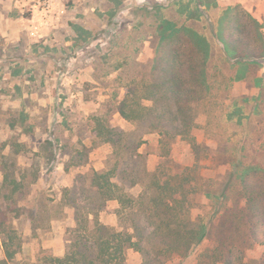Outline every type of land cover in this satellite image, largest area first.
I'll return each instance as SVG.
<instances>
[{
	"label": "rangeland",
	"instance_id": "rangeland-1",
	"mask_svg": "<svg viewBox=\"0 0 264 264\" xmlns=\"http://www.w3.org/2000/svg\"><path fill=\"white\" fill-rule=\"evenodd\" d=\"M224 13L251 51L240 61L228 60L219 41ZM170 26L193 29L210 44L211 92L193 144H160L156 132L118 112L129 88L152 79ZM98 124L142 141L143 160L124 153L118 171L187 168L197 190L193 215L209 212L223 193L230 198L233 167L264 169V0H0V167L21 184L14 226L22 250L14 264L64 255L65 232L75 225L67 199L80 197V176L116 161L113 155L107 164L112 149L96 137ZM117 207L109 202L99 221L119 228ZM212 244L205 240L182 264H194ZM261 253L254 247L246 257ZM125 264H142L141 256L127 250Z\"/></svg>",
	"mask_w": 264,
	"mask_h": 264
},
{
	"label": "trees",
	"instance_id": "trees-1",
	"mask_svg": "<svg viewBox=\"0 0 264 264\" xmlns=\"http://www.w3.org/2000/svg\"><path fill=\"white\" fill-rule=\"evenodd\" d=\"M227 18L224 13L219 20L218 38L226 58L240 61L251 51L247 43L234 37L239 26ZM161 37L152 79L129 88L118 112L156 132L160 144L176 138L193 144L199 107L207 105L211 92L210 44L185 27L174 26ZM96 132L112 149L107 164L114 161L113 155L116 161L104 171L80 176L85 183L80 197L67 199L75 225L65 232L64 255L45 253L35 264H125L130 249L141 256L142 264H182L207 239L213 244L196 254L194 264H264V169L233 167L227 180L232 196L224 198L223 193L210 204L209 212L193 215L192 197L197 190L187 168L172 173L156 167L149 172L143 165L118 171L115 164L124 153L143 160L138 153L141 139L124 138L122 131L100 124ZM0 170V264H14L22 250V238L14 226L21 184L3 167ZM123 183L130 190L138 188L137 192L127 191ZM112 201L118 204L119 228L98 219ZM254 247L262 248V253L247 258L246 252Z\"/></svg>",
	"mask_w": 264,
	"mask_h": 264
}]
</instances>
